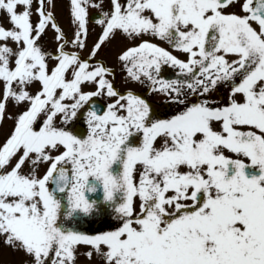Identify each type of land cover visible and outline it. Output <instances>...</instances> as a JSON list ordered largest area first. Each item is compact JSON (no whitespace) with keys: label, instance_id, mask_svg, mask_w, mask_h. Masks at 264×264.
I'll list each match as a JSON object with an SVG mask.
<instances>
[{"label":"snow or ice","instance_id":"snow-or-ice-1","mask_svg":"<svg viewBox=\"0 0 264 264\" xmlns=\"http://www.w3.org/2000/svg\"><path fill=\"white\" fill-rule=\"evenodd\" d=\"M69 8L71 38L53 0H0V123L12 121L0 140V239L20 264H77L81 244L102 264H264V0ZM90 20L100 31L85 56ZM118 33L131 41L116 53L125 80L163 94L172 114L121 91L95 59ZM59 193L66 217L102 220L109 207L119 224L58 226Z\"/></svg>","mask_w":264,"mask_h":264},{"label":"rangeland","instance_id":"rangeland-1","mask_svg":"<svg viewBox=\"0 0 264 264\" xmlns=\"http://www.w3.org/2000/svg\"><path fill=\"white\" fill-rule=\"evenodd\" d=\"M54 3V13L56 15V18L60 25L62 26L65 33L68 35L69 38H71L73 27L70 23V0H53ZM105 8H108L110 5V0H104ZM94 11H99L96 8L90 9V14ZM33 19H36L34 16ZM100 31V27L98 24L93 23L90 21L89 24V36H88V48H85L82 50V54L87 56L88 50L90 49L93 41L97 38V34ZM54 30L49 28L46 32V34L43 36V41L45 42V47L49 50H55V39H54ZM145 38L152 39L150 36H145ZM157 43L163 44L165 47H168V45L160 40L156 41ZM131 43V41L126 40L124 37H122L119 33L117 34V37L108 44L107 47H105L95 59L103 58L107 62V65L110 67H114L117 73V76L115 78V84L116 86L121 90L124 91L127 87H133L135 91L139 94L147 95V99H149L151 102H159L161 105H164L165 103L168 104L167 108H163V110H157L161 113H167L168 115L172 114L175 110H177V105L175 103L169 102L166 100V97L163 94L158 93H151L148 92V85L147 83L141 84L138 82H127L124 78V72L121 70L120 64L117 61L116 53L117 51L123 47L125 44ZM175 51V50H173ZM177 55L183 56V53L176 52ZM177 70L172 68L171 66L165 65L162 68V75L165 77H173L174 73H176ZM86 88L91 87L90 85L85 84ZM104 103H106L105 99L103 97H99ZM191 99H195V97H192ZM225 99H226V92H225ZM162 118V117H158ZM5 128L10 125L12 126V121L6 119L4 121ZM86 127V124H85ZM5 135L4 133H1L0 130V140H3V137ZM142 139L141 137H138V140ZM138 140L136 142H138ZM159 143V138L158 141ZM46 165L42 164L40 168L38 169L37 174H40L42 170L44 169ZM114 171H120L121 165L119 163H114L112 166ZM139 167V166H138ZM255 171V170H252ZM134 176L136 180L139 179V172H134ZM134 206L136 208V211H139V204L140 199L139 196L136 195L133 198ZM68 201L66 199V195L64 197V203H60V209H59V216L57 220V225H64L68 228H71L76 231H80L85 229V232L93 233L96 231L101 230H108L109 226H117L119 224V221L117 220L115 214L113 213V210L109 207L105 208L106 215L102 220L96 219L94 215H86L83 212L76 211L71 216L66 217L65 213L68 212ZM77 225V226H76ZM77 227V228H76ZM87 245H79V252L77 257V264H102V261L99 256H94L92 259H89L84 253L87 249ZM21 255L18 253L13 252L11 249H9L3 242L2 239H0V264H20L21 261Z\"/></svg>","mask_w":264,"mask_h":264},{"label":"flooded vegetation","instance_id":"flooded-vegetation-1","mask_svg":"<svg viewBox=\"0 0 264 264\" xmlns=\"http://www.w3.org/2000/svg\"><path fill=\"white\" fill-rule=\"evenodd\" d=\"M147 96V95H146ZM145 96V97H146ZM147 98V97H146ZM154 104H156V105H161L159 102H153ZM163 110V108H158L157 110ZM4 121L2 122V123H0V130H1V133H6L9 129H10V125H8L6 128H5V126H4ZM4 138V137H3ZM58 195V198H59V200H60V203H64V197H65V195H66V193H59V194H57ZM77 226V225H76ZM77 228V227H76ZM81 232H85V229H83V230H81Z\"/></svg>","mask_w":264,"mask_h":264},{"label":"water","instance_id":"water-1","mask_svg":"<svg viewBox=\"0 0 264 264\" xmlns=\"http://www.w3.org/2000/svg\"><path fill=\"white\" fill-rule=\"evenodd\" d=\"M95 13L96 12L92 13V15L95 14ZM91 21L95 22L94 20H91ZM96 99L99 101L100 104H103L98 98H96ZM79 132H80L81 135H84V134H86V129L84 127L80 126L79 127ZM92 195H93V198L100 199L102 197V192L98 189L97 193H94Z\"/></svg>","mask_w":264,"mask_h":264}]
</instances>
